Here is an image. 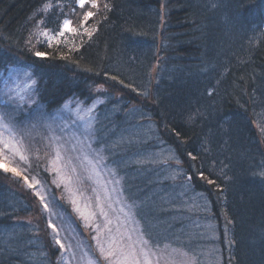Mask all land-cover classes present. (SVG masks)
<instances>
[{"label": "trees", "instance_id": "obj_1", "mask_svg": "<svg viewBox=\"0 0 264 264\" xmlns=\"http://www.w3.org/2000/svg\"><path fill=\"white\" fill-rule=\"evenodd\" d=\"M45 2L0 0V81L14 69L35 81L22 116L94 109L93 146L154 243L197 264H264V0H96L91 39L66 33L69 43L51 48L37 22L54 32L67 17L79 28L84 10L51 0L45 13ZM47 159L19 167L40 181L51 211L76 221ZM52 217L0 170V264L64 262Z\"/></svg>", "mask_w": 264, "mask_h": 264}, {"label": "snow or ice", "instance_id": "obj_2", "mask_svg": "<svg viewBox=\"0 0 264 264\" xmlns=\"http://www.w3.org/2000/svg\"><path fill=\"white\" fill-rule=\"evenodd\" d=\"M75 3L80 9L84 10L80 14L82 20L79 28L74 27L72 20L67 17L62 20L58 30L54 32L40 27V25L44 24L43 19L37 22L36 35L37 37L43 36L49 48L62 42L67 45L69 40L65 36L66 33L74 36L87 35L91 39L96 31L94 27L91 29L85 27L87 21L94 15L90 9L98 8L96 0H75ZM86 4L89 5L87 9L85 8ZM52 6L51 0H46L42 6V11L47 13ZM104 7L108 8V5L105 4ZM61 11H63L62 8ZM80 29L83 31L81 32ZM60 38H64L63 41ZM31 41L32 34L29 35L27 42L31 43ZM69 50L78 51L79 48L73 44ZM34 54L39 58H47V54L44 52L37 51ZM61 58L64 59L66 57L61 56ZM9 79L14 86L5 81L3 96L6 99H0V105L5 107L11 105L12 107L11 111L0 110V170L21 178L29 188L33 189L34 195L39 199L43 210L49 212L50 216H57L59 213L51 211L50 203L42 195L43 189L37 190V185L40 184V181L35 176L29 179L24 174L26 169H22L19 165L13 163L17 157L25 163L29 159L30 149L25 145L24 137L31 135V130L36 128V123H18L17 116L22 105L27 101H31L32 85L35 81L31 80L30 72H23L21 76V70L19 69H14ZM111 79L116 80L117 77L112 76ZM120 82L123 83V81ZM22 84L24 85L23 87L21 86ZM124 86L128 87L129 85L125 84ZM209 94L211 95V93ZM93 110L92 108L87 109L89 115L87 120H85V117L80 115L85 110L76 109L75 123L82 124L83 130L72 134L71 139L66 138L67 129L63 124L58 126L59 130L57 131V121L64 119L63 114L52 117L49 120L42 108L36 113L37 122L42 123L49 133L45 139L51 146L54 155L49 160V168L47 170L56 172L59 181L57 186L63 183L71 196L75 197L76 191L79 189L77 187V190L74 191L73 185L78 186L82 183L81 171L85 174L84 178L93 181L97 185V188L92 190L95 194L94 211L86 212L81 210L75 198L71 199V203L74 211L85 221L86 226L93 227L95 235L92 239L95 241V252L99 256L96 257L89 251H84L80 242L75 245L62 242L68 239V237H61L60 235L61 231L65 229L59 226L54 219L49 218L47 227L51 230L54 244L58 246L61 253L68 252L73 260L78 261V264H81V262L82 264H98L99 259H102L105 264H196L195 258L190 257L187 252L178 249H172L171 252H168V245L161 248L158 244L152 242L148 227L138 226L139 222L135 220L136 213L131 211L134 205H126L119 199L121 193L116 186L120 185V178L115 168H110L106 163L105 149L93 146L95 129L92 124L93 117L90 115ZM65 111L70 113L72 111L71 106L65 105ZM192 159H195V156H192ZM259 175L264 177V170ZM201 179H207L209 184L214 183L213 180L203 175H201ZM110 184L113 185L111 189L108 187ZM113 193L117 194L115 200H113ZM114 203L121 204V207L117 210L113 206ZM85 207H90V205ZM97 213L103 218V223H96L93 226L92 221L96 219ZM110 213H116V215L112 216ZM76 250L81 253L79 257ZM41 255L46 254L41 252ZM176 256L182 257V259L177 260ZM63 259L62 255L61 260Z\"/></svg>", "mask_w": 264, "mask_h": 264}, {"label": "rangeland", "instance_id": "obj_3", "mask_svg": "<svg viewBox=\"0 0 264 264\" xmlns=\"http://www.w3.org/2000/svg\"><path fill=\"white\" fill-rule=\"evenodd\" d=\"M13 71V70H11ZM11 71L7 72L1 79L0 81V99H6V97L3 96V91L5 88V81H8V83L10 85H12V81L9 79L10 74L12 73ZM23 72H21V76H22ZM19 82V81H17ZM29 83H31V81H29ZM14 86V85H12ZM22 87L24 86L23 84L21 85ZM72 108V111L69 113L68 111H65V108L57 111L55 113L52 114H47V118L49 120H51L52 117H56L59 116L60 114H63L64 119L63 120H58L57 121V131L58 126L60 124H63V126L67 129V132L65 133L66 138L71 139L72 134L78 132V131H82L83 130V125L80 123H75L76 120V109L78 107H74L72 105H70ZM22 108V107H21ZM82 109V108H80ZM0 110H4V111H11L12 107L11 105L5 107L3 105H0ZM27 112V114H25L26 116H22V109H20L19 115L17 116V122L21 123L23 122L24 124H28L30 123H36V128L31 130V135H27L24 137V142L25 145L30 149L29 152V159L28 160H33L35 162H37L35 160V158L39 157V160H42L44 157L48 156L47 162L49 164V160L52 158V156L54 155L51 146L48 144V141L45 139L46 136L49 135L48 130L46 127L43 126L42 123L37 122L36 120V113L37 112ZM80 115L85 117V120H87L88 118V113L87 110L83 111L80 113ZM33 137H35V139H33ZM46 150V154L43 153ZM167 157H170L169 155H166ZM161 160V158L159 159ZM39 162V161H38ZM14 164L16 165H21V164H25V162L20 161L19 158H15V160L13 161ZM51 171V170H50ZM52 175V180L53 182H55L56 185H58L59 181L56 175L55 171H51L50 173ZM85 177V174L83 173V171H81V178H82V183L77 185H73V190L76 191L77 187H78V191H76V196L72 197L70 192L66 190L65 185L63 183H60L59 186H63L64 190H65V194L67 197V200L69 201L70 204L71 203V199L75 198L77 199L78 202V206L81 208V210L86 211V212H90V211H94L95 210V194L93 193V188H97V185L95 183H93V181L88 180ZM37 185V190H39L41 187ZM109 189H111L113 187V185H108ZM119 187V185H118ZM42 189L44 190V188L42 187ZM43 192V191H42ZM44 193V192H43ZM46 193V192H45ZM46 198V200H48V197L45 194H43ZM121 195V194H120ZM119 195V199L124 203V204H128L127 202L124 201V198H122ZM117 198V194L113 193V200H115ZM86 205H90V207H85ZM117 210L121 207V204H115L113 205ZM73 208V205H72ZM127 210V209H126ZM53 212L59 213V215L57 216H53L52 219H54L57 224L59 226H61L62 228H64V231H61L60 235L61 237H68L67 240H63L62 242L64 243H72L73 245H75L77 242H80L83 245L84 251H89L91 254L95 255L96 257L99 256V254L97 252H95V241L92 239V237L95 235V232L93 230V227H89L86 226L85 221L83 219H81V217L79 216V214L74 211L76 213V221H73V219L64 214L62 211H59L58 209L52 210ZM132 212L135 213V211L133 210V208L131 209ZM110 215L115 216L116 213H110ZM61 217L63 218L61 220ZM135 220L139 222L140 227H142L137 215H135ZM96 223H103V218L99 216V214L97 213V217L94 221H92L93 226ZM207 226L204 228L206 229ZM203 234L202 236L205 237H210L211 235L207 236V233L205 231H201ZM152 240V239H151ZM153 242V241H152ZM163 248V247H161ZM172 249H177L175 247H171L169 246L167 251L171 252ZM179 250V249H178ZM77 252V256L79 257L81 255L79 250H76ZM65 254V260L64 262L61 261V264H78L77 260H73L70 256V254L68 252H64ZM175 255V254H173ZM207 256V258L209 259H213L211 257L210 254H208V252H206L205 254ZM191 257V255H189ZM177 260L182 259V257L176 256ZM196 260V259H195ZM82 264V262H81ZM98 264H105V262L102 259H99ZM197 264V261H196ZM207 264H217V261L215 260H211L208 261Z\"/></svg>", "mask_w": 264, "mask_h": 264}]
</instances>
